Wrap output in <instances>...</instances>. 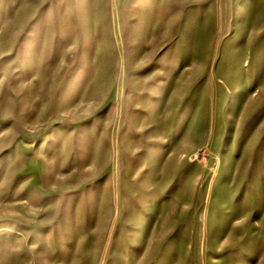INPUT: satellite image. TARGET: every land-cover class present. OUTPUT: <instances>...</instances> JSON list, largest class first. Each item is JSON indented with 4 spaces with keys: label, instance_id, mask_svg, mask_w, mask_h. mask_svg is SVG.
<instances>
[{
    "label": "rangeland",
    "instance_id": "obj_1",
    "mask_svg": "<svg viewBox=\"0 0 264 264\" xmlns=\"http://www.w3.org/2000/svg\"><path fill=\"white\" fill-rule=\"evenodd\" d=\"M0 264H264V0H0Z\"/></svg>",
    "mask_w": 264,
    "mask_h": 264
}]
</instances>
